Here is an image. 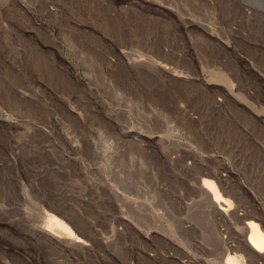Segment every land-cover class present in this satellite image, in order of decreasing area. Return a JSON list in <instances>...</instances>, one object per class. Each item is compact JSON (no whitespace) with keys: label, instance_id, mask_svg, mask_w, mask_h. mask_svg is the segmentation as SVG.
I'll return each mask as SVG.
<instances>
[{"label":"rangeland","instance_id":"1","mask_svg":"<svg viewBox=\"0 0 264 264\" xmlns=\"http://www.w3.org/2000/svg\"><path fill=\"white\" fill-rule=\"evenodd\" d=\"M203 165L264 214V0H0V264H221Z\"/></svg>","mask_w":264,"mask_h":264},{"label":"bare ground","instance_id":"2","mask_svg":"<svg viewBox=\"0 0 264 264\" xmlns=\"http://www.w3.org/2000/svg\"><path fill=\"white\" fill-rule=\"evenodd\" d=\"M129 62V61H128ZM166 69H170L164 65ZM193 179V188L207 199L209 208L222 223L221 231L225 227L232 231L233 240L223 241L219 249V262L221 264H239L236 257L238 253H244L255 260H264V214H254L253 207H242L239 203L238 192L229 186L228 180L218 167L203 165L196 172ZM233 198V200L225 196ZM240 208L243 213L240 214ZM44 231L55 240L63 241L60 235L67 237L80 245L81 239H75L73 230L55 216H50L44 227Z\"/></svg>","mask_w":264,"mask_h":264}]
</instances>
